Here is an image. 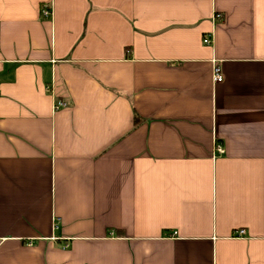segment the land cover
Returning <instances> with one entry per match:
<instances>
[{
  "label": "crops",
  "instance_id": "1",
  "mask_svg": "<svg viewBox=\"0 0 264 264\" xmlns=\"http://www.w3.org/2000/svg\"><path fill=\"white\" fill-rule=\"evenodd\" d=\"M0 264H264V0H0Z\"/></svg>",
  "mask_w": 264,
  "mask_h": 264
},
{
  "label": "built area",
  "instance_id": "2",
  "mask_svg": "<svg viewBox=\"0 0 264 264\" xmlns=\"http://www.w3.org/2000/svg\"><path fill=\"white\" fill-rule=\"evenodd\" d=\"M41 16L44 18H49V16H50L49 10L42 11ZM214 18H215V20H218V16H215ZM207 43H208V39L206 37L202 40V44L206 45ZM211 81L213 83H220L222 81V74H221L219 66L216 63H213V65L211 67ZM63 106H64V104L61 102H55V105H54L55 108L63 107ZM215 152H216V154H222L223 153L220 146L215 147ZM242 235H243V231H237L235 233L236 237H241Z\"/></svg>",
  "mask_w": 264,
  "mask_h": 264
},
{
  "label": "trees",
  "instance_id": "3",
  "mask_svg": "<svg viewBox=\"0 0 264 264\" xmlns=\"http://www.w3.org/2000/svg\"><path fill=\"white\" fill-rule=\"evenodd\" d=\"M136 121V120H135Z\"/></svg>",
  "mask_w": 264,
  "mask_h": 264
}]
</instances>
